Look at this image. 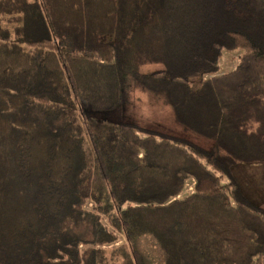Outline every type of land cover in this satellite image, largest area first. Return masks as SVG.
<instances>
[{
    "label": "trees",
    "instance_id": "16d2710c",
    "mask_svg": "<svg viewBox=\"0 0 264 264\" xmlns=\"http://www.w3.org/2000/svg\"><path fill=\"white\" fill-rule=\"evenodd\" d=\"M127 73L212 147L86 119ZM257 162L264 0H0V264H149L143 236L162 264H264V207L233 170Z\"/></svg>",
    "mask_w": 264,
    "mask_h": 264
},
{
    "label": "rangeland",
    "instance_id": "374dc122",
    "mask_svg": "<svg viewBox=\"0 0 264 264\" xmlns=\"http://www.w3.org/2000/svg\"><path fill=\"white\" fill-rule=\"evenodd\" d=\"M241 52H225L222 59V70L230 71L239 62ZM162 64L150 63L142 66L144 73L162 68ZM125 97L121 104L112 110H95L88 101L81 103L86 119L108 121L112 123L134 122L148 128L157 129L172 135L185 137L211 148L213 142L202 135L186 129L176 121L172 107L165 103L153 91L144 90L139 82L129 73L125 74ZM234 173L245 193L257 204L264 207V163H239ZM193 179L188 181L182 196L191 193ZM91 206V205H89ZM105 223L108 224L107 219ZM113 229V228H112ZM123 240V237L120 236ZM121 241L115 245L120 244ZM135 244V243H134ZM137 245L148 258L149 264H162V252L151 236L141 237Z\"/></svg>",
    "mask_w": 264,
    "mask_h": 264
}]
</instances>
